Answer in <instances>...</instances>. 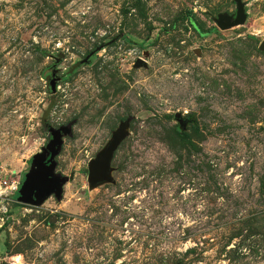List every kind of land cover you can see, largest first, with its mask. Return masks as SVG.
Listing matches in <instances>:
<instances>
[{
    "label": "rangeland",
    "instance_id": "rangeland-1",
    "mask_svg": "<svg viewBox=\"0 0 264 264\" xmlns=\"http://www.w3.org/2000/svg\"><path fill=\"white\" fill-rule=\"evenodd\" d=\"M241 2L222 30L234 0H0V190L70 130L59 198L0 213V264H264V0Z\"/></svg>",
    "mask_w": 264,
    "mask_h": 264
},
{
    "label": "water",
    "instance_id": "water-1",
    "mask_svg": "<svg viewBox=\"0 0 264 264\" xmlns=\"http://www.w3.org/2000/svg\"><path fill=\"white\" fill-rule=\"evenodd\" d=\"M236 5V15L234 19L227 15H219L216 21V26L219 29H228L242 25L245 21V14L241 0H234ZM259 49L264 51V39L260 42ZM145 62L138 59L135 66H144ZM59 79H53L49 84V93L55 92V85ZM127 123H122L117 131L112 135L110 142L105 149L90 161L87 166V181L90 189L110 182V162L112 156L117 150L119 144L126 136ZM50 135V140L41 148V153L34 155L31 160V168L24 175L22 183L17 192V202L28 205L38 206L42 202L54 194L59 198L61 187L67 182L65 177L54 174L55 161L54 159L60 153L62 145V137L69 135L68 127H60L57 129L47 128Z\"/></svg>",
    "mask_w": 264,
    "mask_h": 264
},
{
    "label": "built area",
    "instance_id": "built-area-1",
    "mask_svg": "<svg viewBox=\"0 0 264 264\" xmlns=\"http://www.w3.org/2000/svg\"><path fill=\"white\" fill-rule=\"evenodd\" d=\"M20 182L16 180H11L10 182H4L3 188L0 190V213H7V205L12 199L17 195L20 187Z\"/></svg>",
    "mask_w": 264,
    "mask_h": 264
},
{
    "label": "trees",
    "instance_id": "trees-1",
    "mask_svg": "<svg viewBox=\"0 0 264 264\" xmlns=\"http://www.w3.org/2000/svg\"><path fill=\"white\" fill-rule=\"evenodd\" d=\"M201 35V34H200Z\"/></svg>",
    "mask_w": 264,
    "mask_h": 264
}]
</instances>
